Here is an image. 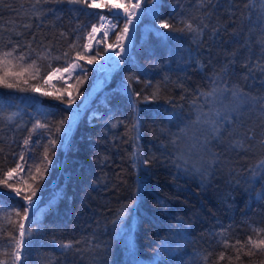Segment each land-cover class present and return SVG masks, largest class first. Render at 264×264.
Masks as SVG:
<instances>
[{
	"label": "trees",
	"instance_id": "obj_1",
	"mask_svg": "<svg viewBox=\"0 0 264 264\" xmlns=\"http://www.w3.org/2000/svg\"><path fill=\"white\" fill-rule=\"evenodd\" d=\"M247 2L146 0L144 9L157 8L161 19L178 28L181 19L191 21L201 27L202 36L177 31L162 38L157 31L165 30L145 16L136 26L130 56L105 78L104 89L85 110L66 148L63 130L56 132L58 122L66 125L70 117L66 102L0 88V174L19 163L23 171L9 183L26 179L29 166L38 181L28 180L37 191L25 222L26 228L33 227L31 239L25 237L22 264H204V257L207 264H264V252L253 250L249 256L246 247L237 260L231 246L250 236L256 239L255 230H264V199L259 198L264 194V112L259 105L234 114L233 135L212 142L216 156L210 175L202 179L192 171L200 164L203 139V127L195 123L197 111L219 106L218 100L200 94L211 90L233 51L240 50L238 60L244 59L238 41L250 27ZM101 12L111 16L107 8L0 0V48L19 45L24 52V45L31 44L36 52L50 50L52 57H61L51 60L53 67L63 65L75 55L70 45L77 37L86 42L84 34ZM257 15L252 12L253 24ZM255 31L258 35V25ZM258 53L257 46L253 63ZM103 55L101 49L100 59ZM85 67L86 77L76 75L69 88L82 97L93 80ZM234 68L230 83L264 96V73L248 74L239 63ZM62 85L67 87L61 82L55 87ZM12 114L14 120L6 119ZM37 120L49 128L32 132ZM237 140L243 147L235 146ZM45 149L50 164L44 161ZM8 192L0 186V218L26 204ZM9 232L18 235L16 225L0 219V262L18 264ZM65 243L72 248H63ZM221 252L224 260H219Z\"/></svg>",
	"mask_w": 264,
	"mask_h": 264
},
{
	"label": "snow or ice",
	"instance_id": "obj_2",
	"mask_svg": "<svg viewBox=\"0 0 264 264\" xmlns=\"http://www.w3.org/2000/svg\"><path fill=\"white\" fill-rule=\"evenodd\" d=\"M56 2V3H67L69 5H78L80 8H89V9H99L107 8L111 13V17L106 16L104 13H95L97 16V24L90 25V30L84 34L85 43H80V38L77 37L76 42L70 45V48L75 50V55L71 59H66L63 65H58L53 67L51 60H59L61 57L56 56L52 57L50 50L46 52H36L31 44L24 45L28 51L21 52L19 45H13L10 49L0 48V88H5L17 92H32L40 93L42 96L53 97L61 102H66L70 107L74 100L69 99L68 101L63 100V95L67 94L71 96L69 88L72 86L69 85L64 87L63 85L60 88L52 86L50 90L44 89L45 85H48L54 77L63 80L64 74L69 73V78H71V72L77 68H80L82 75L86 77L87 69L79 65L80 60L86 61V63L92 64L95 60L100 57L101 49L99 48L100 43H104L108 36L109 32L114 34V39L112 43L106 44L103 49L105 58L108 60L115 59V57L121 56L124 54L126 57L128 54V49L131 46V38L129 36L130 27L135 28L134 21L138 24L142 22V19L145 16L150 15L155 24H158L159 29L165 30L164 32L157 31V35L162 38H168L170 33L173 32H183L187 31L188 33L193 34L195 37L202 36V29L199 25H195L188 20L181 19L179 23L183 24L182 28H178L174 23L170 22L167 19H161L158 9L153 7L152 9H142L141 5L143 0H43V3ZM36 3H41V0H36ZM211 3V0H209ZM245 7L248 8L249 14L246 19L250 23L248 34L243 41H238L242 45V53L244 56L243 60H238V57L241 55V51H233L231 53V58L224 64L219 74L215 76L213 81V86L210 91L202 92L200 95L207 98L211 97L214 101H219V106H215L210 109L209 112H203L202 108L198 109L196 124H199L203 127V139L199 143V152H200V164L199 166L193 165L192 171L199 174L201 178H205L211 174L216 154L212 152V147L215 145L213 141L219 143L227 135H233V129L235 127V119H233L234 114H239L244 111H247L253 105H259L262 112H264V96H252L249 93L245 92L239 85L235 83H230L232 75H235L234 66L237 63L241 67L247 69L248 74L252 72L259 71L264 73V0H248L245 4ZM118 11H113V10ZM258 12L256 21L252 23V12ZM115 21V23H113ZM122 25L117 31V26ZM259 26V34H256V26ZM28 27V25H25ZM206 27V25H205ZM103 30V35L100 40L97 42L95 50L93 49V41L96 40V34L100 33ZM125 41H128L126 44ZM258 46L259 53L258 58L253 63V56L255 48ZM117 48L119 51H117ZM111 50L113 55L108 56V50ZM88 53H93L88 55ZM64 57H68L69 53H63ZM40 61H48L46 65H41ZM122 62V60L116 61L117 66ZM43 74L41 75V72ZM40 79V84H30L29 80ZM247 79V76H245ZM80 82L79 77L77 78V83ZM67 84V81L64 80V85ZM55 93H60L55 95ZM159 94V89L152 93L153 98ZM135 95V94H132ZM138 99V96H137ZM15 114L9 115L6 117L9 121L14 120ZM58 127L56 132L59 133L64 130L65 121L60 120L58 122ZM48 129V123H41L37 120L33 127L32 132H36L37 129ZM30 142V137L24 140V145L27 147ZM57 141L55 139L50 140V144L55 146ZM264 144V140L261 141ZM235 146L243 147V144L237 140ZM181 159L184 157L181 156ZM20 160H23V153L19 156ZM44 161L48 164L51 161L48 159V150L45 149L44 152ZM147 164L148 161H143ZM187 163V160L185 161ZM46 171V168L44 169ZM23 168L18 163L15 167L6 169L0 174V186L5 189H8L9 192L7 195H14L15 197H20L26 202L23 210L15 209L10 211L7 216L0 219L6 220L9 224L16 225V230L18 235H13L11 232L8 235L14 241L12 255L16 262L20 261L21 253L24 247L25 237L27 236L31 239V228L33 225H29L26 228L25 222L29 220V213L34 207L33 197L36 196L37 189L33 184L28 183V180L34 182L37 181V175L32 171V166H29L27 173V178L20 180L17 179L14 183H9L13 180V177L16 176L19 172H22ZM41 168L39 166L35 167V173H40ZM139 194V187L137 189ZM261 199H264V194H261ZM13 217L16 219L14 220ZM257 238L253 239L251 236L248 237L247 241L242 243L236 241L235 244L231 245L237 255L236 259H240L239 253L243 251L246 247L249 249L245 252L246 255H254L253 250L264 252V230H255ZM63 248L70 249L72 248L71 243H65L62 245ZM224 247H229V244L225 242ZM225 254L223 252L219 255V260H224ZM231 260V258H229ZM3 264V262H0ZM204 264H207V257H204Z\"/></svg>",
	"mask_w": 264,
	"mask_h": 264
},
{
	"label": "rangeland",
	"instance_id": "obj_3",
	"mask_svg": "<svg viewBox=\"0 0 264 264\" xmlns=\"http://www.w3.org/2000/svg\"><path fill=\"white\" fill-rule=\"evenodd\" d=\"M133 2H135V0H133ZM145 5H146V0H143L141 8L144 9ZM101 9H105V8H101ZM113 11H118V10L114 9ZM113 23H115V21H113ZM133 23L135 25V28L133 29L132 27H130L129 36L131 38V46L129 47L128 54L126 57L124 56V54H121V56L115 57V59L119 58V57H123V59H126L128 56H130L132 49H133L135 42H136V26L139 24V23L137 24L135 21ZM117 31H119V25L117 26ZM102 35H103V30H101L100 33L96 34V40L93 41V49L94 50L97 46V42L100 40ZM113 37H114V34L112 32H109V36H108L107 40L104 43H100L99 48L104 49L106 44L112 43ZM125 43H128V41H125ZM117 51H119L118 48H117ZM88 54H91V53H88ZM108 55H110V56L113 55V53L110 49L108 50ZM99 59H100V57H99ZM115 59L110 60V64H108L110 67V70H113L111 73H108V74L106 72H103L105 74L99 73V70H100L99 66L106 64L105 55H103V57L99 61H97L96 63L89 64V63H86V61H79L78 62L79 65H81L83 68H86L85 66H87L91 69V72H92L91 76H92L93 80H92L91 85L89 86V89L84 93L83 97H82V95L79 96L78 93H74L73 90H71V91L69 90L71 92L70 97L67 94H64L66 96L67 100H69V99L74 100V103H72L70 107L68 105L66 106V108L70 111V117H69V119H68V121L64 127L63 133L60 137L62 147L64 146L66 148L68 146V144L70 143V140L72 139V137L74 135L75 129L77 128L85 110L87 109L89 104L93 100L96 99L98 94L101 93L102 90L104 89L105 78L107 77L106 75H108V77H110V76L112 77L113 74L122 66L123 61L119 64L118 67H115L114 66ZM78 74H81L80 68H77L71 72V78H69V73L64 74L63 80L54 77V81L49 83L47 86L49 88H52V86H55L56 83H59V82L64 83V80L67 81L66 86H69L71 84V80ZM75 92H78V91H75ZM34 206H35V203H34Z\"/></svg>",
	"mask_w": 264,
	"mask_h": 264
},
{
	"label": "bare ground",
	"instance_id": "obj_4",
	"mask_svg": "<svg viewBox=\"0 0 264 264\" xmlns=\"http://www.w3.org/2000/svg\"><path fill=\"white\" fill-rule=\"evenodd\" d=\"M108 56H110V55H108ZM105 60H106V64L99 66V69H100L99 73L105 74L103 72H106L108 74V73H111L113 71V70H110V67L108 65V64H110V60H108L106 58H105ZM106 76L108 77V75H106ZM53 81H54V78L52 79V81H50V83L53 82ZM75 131H76V129H75ZM22 252H23V250H22ZM21 257H22V253H21ZM18 264H20V261H18ZM21 264H22V260H21Z\"/></svg>",
	"mask_w": 264,
	"mask_h": 264
},
{
	"label": "water",
	"instance_id": "obj_5",
	"mask_svg": "<svg viewBox=\"0 0 264 264\" xmlns=\"http://www.w3.org/2000/svg\"><path fill=\"white\" fill-rule=\"evenodd\" d=\"M126 44H127V43H126ZM128 51H129V49H128ZM118 60H123V57H119V58H116V59H115V63H114V66H115V67H118V66H117V63H116V61H118ZM21 260H22V257H21V259H20V264H21Z\"/></svg>",
	"mask_w": 264,
	"mask_h": 264
}]
</instances>
